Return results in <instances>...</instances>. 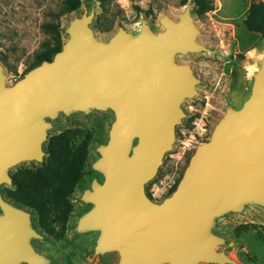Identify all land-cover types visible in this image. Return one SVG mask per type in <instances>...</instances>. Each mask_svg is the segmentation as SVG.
<instances>
[{"label":"water","instance_id":"obj_1","mask_svg":"<svg viewBox=\"0 0 264 264\" xmlns=\"http://www.w3.org/2000/svg\"><path fill=\"white\" fill-rule=\"evenodd\" d=\"M193 0L161 30L146 21L119 27L107 40L91 28L94 5L61 30L66 40L50 60L13 85L0 64V188H13L19 165L45 163V145L59 118L109 112L106 139L93 148L75 238L90 236L89 256L115 255L114 264H238L217 233L219 222L249 208L264 211V54L247 71L248 88L227 101L208 140L195 146L173 192L154 202L145 186L173 149L182 105L197 96L200 80L180 59L215 54L198 42ZM46 240L34 212L0 191V264H52L35 242Z\"/></svg>","mask_w":264,"mask_h":264},{"label":"rangeland","instance_id":"obj_2","mask_svg":"<svg viewBox=\"0 0 264 264\" xmlns=\"http://www.w3.org/2000/svg\"><path fill=\"white\" fill-rule=\"evenodd\" d=\"M63 1L0 0V64L4 67L8 85H13L32 68L36 53L54 43V36L44 30V24L59 23L62 43L66 40V35L61 30L74 16H80L83 8L80 6L78 10L57 19L56 15L60 12ZM84 1L89 11L93 5L95 7L91 28L98 40H107L119 27L135 32L143 20L153 32H158L162 29L158 24L162 14L174 18L190 2L113 0L102 8L97 1ZM252 1L264 3V0H213V10L204 16L198 18L193 12L201 33L198 42L217 52L189 54L180 59L181 63L191 66L200 84L197 86V96L182 105L186 116L182 124L176 127L173 149L164 155L156 176L145 186L146 194L154 202H161L173 192L195 146L208 140L213 124L222 114L224 104L227 101H239L247 91L246 70L250 65H258L264 54V34L255 36L245 32L242 27ZM184 2L186 4L181 6ZM112 119L109 112H97L87 117L59 118L53 123L54 129L49 133V138L67 129L78 130L79 139L89 136V153L83 178L71 196L74 209L68 220L65 236L55 239L42 232L34 215L35 227L46 238L35 242V248L41 254L52 257V264H114L116 261L115 255L100 260L90 257L88 252L92 237L75 238L72 231L76 214L83 209L77 196L79 189L87 184V166L95 158L93 148L105 141ZM37 166L24 163L11 174L19 168ZM5 189L10 188L2 186L0 191L9 200ZM217 233L227 239L225 249L238 264H264V211L249 208L242 214L228 216L219 222Z\"/></svg>","mask_w":264,"mask_h":264},{"label":"trees","instance_id":"obj_3","mask_svg":"<svg viewBox=\"0 0 264 264\" xmlns=\"http://www.w3.org/2000/svg\"><path fill=\"white\" fill-rule=\"evenodd\" d=\"M86 1H97L100 7L105 8L113 0ZM193 4V12L198 18L213 10V0H193ZM80 6L81 0H64L56 18L72 13ZM242 27L245 32L255 36L264 34L263 2L252 1L249 4ZM43 28L54 36V43L35 54L32 67L50 60L61 48L59 23H47ZM78 134V130L67 129L51 136L45 146V163L33 168L17 169L12 173L13 188L4 191L11 202L32 210L38 228L55 239L65 236L74 209L71 196L85 172L89 136L79 139Z\"/></svg>","mask_w":264,"mask_h":264}]
</instances>
